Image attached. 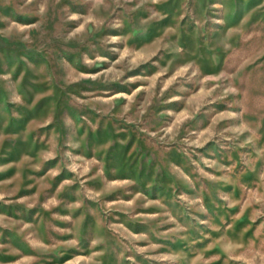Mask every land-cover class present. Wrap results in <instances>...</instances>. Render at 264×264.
<instances>
[{
  "label": "rangeland",
  "instance_id": "rangeland-1",
  "mask_svg": "<svg viewBox=\"0 0 264 264\" xmlns=\"http://www.w3.org/2000/svg\"><path fill=\"white\" fill-rule=\"evenodd\" d=\"M0 264H264V0H0Z\"/></svg>",
  "mask_w": 264,
  "mask_h": 264
}]
</instances>
